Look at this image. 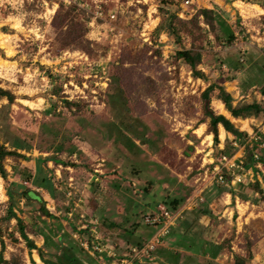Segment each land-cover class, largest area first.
I'll list each match as a JSON object with an SVG mask.
<instances>
[{"label": "rangeland", "instance_id": "374dc122", "mask_svg": "<svg viewBox=\"0 0 264 264\" xmlns=\"http://www.w3.org/2000/svg\"><path fill=\"white\" fill-rule=\"evenodd\" d=\"M59 1L78 7L77 19L84 21L86 40L91 43L88 60L81 50H62L52 23ZM162 1L0 0V87L15 96L13 104L0 100V109L6 107L0 128L31 146L19 151L28 159L9 157L1 163L0 220L9 206L7 189L16 190L12 185L16 183L21 186L18 195L24 187L38 192L46 208L58 217L46 221L52 229L56 222L60 224L54 240L61 238L63 246L68 241L81 242L79 231L82 242L94 241L93 221L106 229L105 236L95 233V238L106 244L105 250L123 254L135 240L156 232L145 225L144 215L161 205L170 208L174 200L182 206L207 185L202 193L204 202L197 199L193 209L183 211L151 261L165 250L166 264H264V197L256 194L253 186L227 187L204 181L215 158L202 101V93L211 84L224 86L234 105L262 98L264 79L257 75L264 66V28L257 23L253 30L249 21L260 9L251 6L252 0H173L172 5ZM160 8L183 20L192 19L201 9L213 10L222 16L223 24L215 22L212 30L200 17V29H194L193 37L181 33L177 43L167 23L158 31L167 15L162 17ZM229 32L234 34L231 44ZM182 48L201 52L197 68L206 80L195 78L188 66L176 59ZM229 58L242 64V69H234ZM126 86L132 89L127 92ZM217 93L212 94L210 104L215 114L226 116L252 136L264 132L262 120H235L225 114ZM66 100L80 108H69ZM49 124L59 133L61 147L57 151L48 150L52 133L43 125ZM233 138L219 127L221 150L234 153ZM248 141L242 140V144ZM256 149L254 143L246 147L248 162ZM39 158L42 161L38 162ZM52 158L63 165L51 162ZM38 165L43 169L40 178L52 186L53 198L40 186L25 181L26 174L35 176ZM259 174L264 181V175ZM225 194L239 199L240 214L236 208L224 212L225 207H234L225 205ZM15 203L25 224L38 215L37 202L30 209L16 196ZM9 224L5 232V224L0 222L4 258L20 256L24 264H32L16 221ZM30 237L48 252L40 235L31 233ZM192 247L198 252L190 259L176 251ZM204 248L210 257H201ZM35 254L37 251L32 252V258L40 262ZM143 264L154 263L148 260Z\"/></svg>", "mask_w": 264, "mask_h": 264}, {"label": "trees", "instance_id": "16d2710c", "mask_svg": "<svg viewBox=\"0 0 264 264\" xmlns=\"http://www.w3.org/2000/svg\"><path fill=\"white\" fill-rule=\"evenodd\" d=\"M59 7L58 10L54 16L53 21V27L56 30V34L58 37V40L62 44V50H81L84 55H86L88 58L89 55H92V49L90 48V42L86 40V30H85V24L84 21L81 19H77L78 14V7L75 4L66 5L64 2H57ZM162 4H174L173 0H163ZM161 15L167 14L165 17V22L160 24L158 26V31H162L166 27V23L169 29V34L172 38L176 40V42L181 41V33H186L189 36H192L195 34L194 29H200V20L199 18L202 17L206 24L214 30V24L215 22L219 25L223 24L222 16H219L220 14L213 12V10L209 9H201L197 12L195 16H193L190 20H183L179 17H177L175 14H169L166 11L162 10L160 8ZM180 26V27H178ZM234 40V34L229 32L227 36L228 43H232ZM88 54V55H87ZM176 59L178 61H183L186 66L192 71L195 78H200L206 80V75L204 72L199 70V65H201L202 62V54L201 52L196 48H190V49H180L176 53ZM229 61L233 65L234 69L240 70L242 69V64L239 62H232V60L229 58ZM263 66V64H262ZM262 70L258 71L259 77H263L264 79V66L261 68ZM125 70V69H124ZM126 71V70H125ZM109 79V78H108ZM264 81V80H263ZM136 90V86L133 87ZM132 88L126 86L127 92H129ZM218 91L217 95L215 96L218 100L221 101V103L224 105L225 110L230 114V116L234 119H241V120H250L253 119L255 121H264V88L261 91V99L252 98L251 101H241L238 102L236 105H234V98L233 96L226 91L225 87L219 84H211L209 85L205 91L202 93V101H203V110L204 115L206 119H209L208 123V134L213 136V148H214V154L213 157L218 158V156L227 155L231 156L233 153H228L226 150H221L220 145V139H219V126H222L226 132V134H231L235 140L239 143H243L242 140H246L248 138V134L246 132L240 131L226 116L222 114H215L210 109V104L212 100V94L215 91ZM144 93V92H143ZM142 93V94H143ZM141 94V95H142ZM0 100H6L9 104H13L15 101L14 94L7 89H4L0 87ZM69 108H80L78 104H74V102L67 101L65 102ZM6 107H2L0 109V116L3 113L4 109ZM43 127H47L49 131L52 133V139L50 142V150L51 148L53 151H57L60 145V140H57V137L59 135L57 129H54L53 124L43 125ZM3 133V139L4 142L0 143V166L2 161L9 157H23L26 158L23 154H20L19 151H27L30 149V145L27 144V142H23L19 140L20 138H16L15 135L12 133V131L0 128ZM255 137H257V140H251L248 144L245 143L244 145L247 147L250 143H254V146L257 147L256 151L252 153L251 155V161L248 162L246 160V167H254L255 161L253 160V154L257 153L260 155L261 164L264 167V147H261L262 144H264V132L263 133H256ZM228 142H226V145ZM225 145V146H226ZM233 150L235 152L236 148L233 147ZM28 159V158H26ZM42 161L40 158L38 159V162ZM51 162L57 164V165H63L64 162H62L59 159L52 158ZM68 167L67 165H65ZM70 166V165H69ZM43 169L38 165L37 171H35V176H32L31 173L26 174V182H29L33 185L40 186L43 188L50 196L53 198V189L52 186H46V178H40L42 175ZM256 173L259 174L257 168H255ZM261 173V172H260ZM3 179H5V176L2 173ZM16 187V190H10L7 189V197L9 198V206L7 209L6 216L2 217L0 222L1 224H5V232H8L9 229V223L11 221L15 220L17 224V232L20 235V239H22L25 244L26 248L28 249L30 256H31V263L37 264L35 260L32 258V252L37 251V254L44 264H93L95 263L94 258H92L87 252L84 251L83 247L81 246L80 242H71L68 241L67 246H63L60 241L61 238H58L57 240H54L55 236L57 235V232L61 231V226L59 223L56 222V229H52L48 224L46 219H53L58 220V217L51 214L50 211L46 208V201L43 200L41 195L38 192H35L29 188H22L21 193L18 195L17 191L18 189H21L19 184L12 183ZM225 186V185H224ZM244 187V186H253L254 191L256 194L264 197L262 195V191L260 189V183L259 182H250L249 180H244L243 182L236 184L234 186H227V187ZM16 196L22 198L25 200V205L28 208H32L33 203L37 202L39 204L38 207L35 208V212H38V215H35L34 217L30 218L29 224H25V221L18 216L16 213L15 207H16ZM95 203V202H94ZM181 202L178 200H174L172 203H170V210L171 211H177L180 209ZM20 211H24L23 209L19 208ZM30 211V210H29ZM68 211V210H67ZM68 213L66 212L63 216V219L67 218ZM93 222V221H92ZM91 225L92 228H97V232L101 235L105 236V228L101 224H93ZM83 229V228H82ZM81 229V230H82ZM89 232V228H86ZM83 231V230H82ZM10 236L12 237L14 243H18V238H15L13 232H9ZM37 234L40 235L44 240V247L48 251L45 253L41 248H39L33 239H31L30 234ZM80 239L83 241V234L81 231H79ZM133 234V233H131ZM4 232L0 229V264H24L22 258L20 256H13L11 259L6 260L4 258V252L6 250V245L4 243ZM105 238V237H104ZM64 239H69V236H65ZM87 239V238H86ZM85 240V239H84ZM90 241V239L88 240ZM145 242H138L133 244L136 247H141ZM131 246L127 251L129 252ZM187 249H190L188 247ZM54 251H57L55 253ZM60 251V253H58ZM179 253V252H178ZM176 253V254H178ZM214 255V254H212ZM87 257L88 261H86L85 257ZM215 256V255H214ZM213 256V257H214ZM212 257V256H211Z\"/></svg>", "mask_w": 264, "mask_h": 264}, {"label": "built area", "instance_id": "2783aa9c", "mask_svg": "<svg viewBox=\"0 0 264 264\" xmlns=\"http://www.w3.org/2000/svg\"><path fill=\"white\" fill-rule=\"evenodd\" d=\"M88 60V57H85ZM100 66V65H99ZM108 80V79H107ZM257 140V137L252 136L251 140ZM250 140V141H251ZM233 145L239 148V151L231 156L222 155L216 161L214 160L211 167L206 169L204 181L206 184L212 185H225L234 186L243 182L244 180H249L250 182H259L262 195L264 196V181L259 178L258 173H256L255 168L260 170L262 175H264V167L261 164L260 155L257 153L253 154V160L255 161L254 167H246V157L242 153L243 148H240L237 142H233ZM246 147V146H245ZM264 147V144L261 145ZM264 178V176H263ZM205 184V185H206ZM207 187L204 186V189ZM203 188H200L193 193L192 196L188 197L183 203L182 207L177 211H171L168 207L158 206L156 210L151 211L144 215V223L148 226H155L157 231L153 236L147 240L141 247L133 246L127 253H117L116 250H105L106 245L103 241L99 242L95 237L94 229H91V236L94 241L80 242L83 249L89 253L96 261V264H143L148 260L151 261L153 253L157 248L161 247L164 243V238L171 233L173 227H175L176 220L182 217V213L185 210L193 209V203L198 199L199 203L204 202L202 193ZM96 223V222H95Z\"/></svg>", "mask_w": 264, "mask_h": 264}, {"label": "crops", "instance_id": "0c3cea01", "mask_svg": "<svg viewBox=\"0 0 264 264\" xmlns=\"http://www.w3.org/2000/svg\"><path fill=\"white\" fill-rule=\"evenodd\" d=\"M221 2H223L222 0H220ZM253 1V3H250L251 4V6H254V7H258L259 9H260V12H256L255 14H253V15H251L250 16V23L252 24V28H253V30H254V28L256 27V26H254V24H259L260 26H262L263 28H264V0H252ZM232 4H234V2L232 3ZM259 21V22H258ZM253 38H257V39H261V38H259V37H253ZM264 39V38H263ZM26 102V101H25ZM220 105H222L223 106V112H225V114H227V111L225 110V107H224V105L222 104V103H219ZM230 118H232V117H230ZM232 119H234V118H232ZM230 120V119H229ZM236 120V119H235ZM231 121V120H230ZM220 127V129H221V131H223L225 134H226V132H225V130H224V128L222 127V126H219ZM247 134H248V139H249V141H248V143L250 142V139L252 138V134H250V132H247ZM237 142V140H235L234 138H233V140H231V145L234 147V148H236V150H235V152L233 153V154H235V153H237L238 151H239V148H237V147H235L234 145H233V142ZM237 144H238V146L240 147V148H243L244 147V150H242V153L245 155V157H246V153H245V150H246V147H245V145L244 144H241V143H239V142H237ZM223 146V145H222ZM232 154V155H233ZM214 161V160H213ZM225 196L226 197H228V198H226V197H224V198H226L225 199V205H228V204H232V206H234V207H225V209H224V212L225 211H228V212H231V211H234L233 210V208H236L237 209V213L238 214H240V209H239V207H240V205H239V203H238V198L237 197H235L234 199H233V197L230 195V194H225ZM238 199V200H237ZM215 203V202H214ZM212 205H213V203L212 204H210V207L212 208ZM243 206V205H242ZM239 209V210H238ZM205 216V215H204ZM237 218H240V217H236V219ZM147 227H149V228H154V229H156V231H157V228L155 227V226H148V225H146ZM239 228V227H238ZM190 232V231H189ZM154 234V233H153ZM153 234L152 235H150V236H148V237H145V238H139V239H137V240H135V243H138V242H146L147 240H149L152 236H153ZM169 236V235H168ZM167 236V237H168ZM135 243H133V244H135ZM161 247H159V248H157V250H159ZM156 250V251H157ZM177 252H179V253H182L187 259L189 258L190 259V256H192V255H196V253L198 252V251H194V248L192 247L191 248V250H186V252L185 251H183V250H176ZM155 253V252H154ZM201 253V257H210V255H209V253H208V251L206 250V248H204V250H202V252H200ZM35 255H37V254H35ZM167 255H168V252L166 253V251L165 250H163V252H161V253H159V254H157V256H155V258L152 260V261H150V262H153L154 264H162V263H167L169 260H168V257H167ZM154 256V255H153ZM166 256V257H165ZM167 258V259H166ZM212 258H215V261H217V262H219V258H217V257H212ZM40 259V258H39ZM34 260H35V262L37 263V264H40V262L39 261H37L36 260V258H34ZM156 260V261H155ZM155 261V262H154ZM169 264V263H168Z\"/></svg>", "mask_w": 264, "mask_h": 264}]
</instances>
